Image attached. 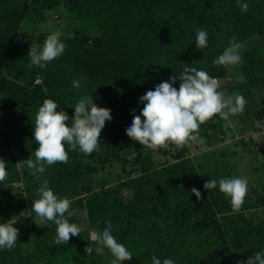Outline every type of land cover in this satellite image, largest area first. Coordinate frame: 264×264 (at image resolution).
<instances>
[{"label":"trees","instance_id":"trees-1","mask_svg":"<svg viewBox=\"0 0 264 264\" xmlns=\"http://www.w3.org/2000/svg\"><path fill=\"white\" fill-rule=\"evenodd\" d=\"M243 3L249 5L247 12L239 6ZM54 9H62L71 21L70 32H60L66 50L45 67L29 69L31 44L42 49L47 36L59 32L37 28ZM198 29L208 33L203 50L196 46ZM254 36L260 43L241 55L243 81L230 88L231 93L241 88L238 92L249 98L254 90L264 92V0H0V158L8 171L0 182V223L25 205L24 195L13 190L20 173L11 149L38 147L35 116L44 100L56 101L57 110L68 113L69 125L84 96L111 109L113 117L102 129L99 151L85 155L66 145L68 162L56 163V185L64 193L87 196L71 203L75 216L65 217L76 223V210L85 208L87 227L60 246L54 245V222L32 227L25 235L19 231L11 251L0 249V264H110L114 257L107 248L104 255L85 252L86 246H97L91 231L102 233L107 221L117 242L132 252L133 258L123 264H152L153 255L174 264H238L264 251V180L261 187L249 189L240 211L234 212L218 183L211 190L204 183L239 177L236 164L217 160L215 173L204 179L190 144L158 149L171 159L156 163L152 150L126 133L144 107L139 97L171 76L179 77L186 66L217 78L222 91L229 71L213 60L232 37L242 43ZM74 79L81 81L79 89L73 87ZM180 83L177 79L173 86L179 89ZM251 118L264 125V102ZM224 122L217 115L201 124L197 139L218 138ZM129 150L135 151L133 162ZM115 161L121 163L123 177L112 185L95 178L100 168ZM128 163L139 166L128 169ZM262 166L264 177V161ZM193 187L202 199L191 192ZM125 189L133 192L132 198H125Z\"/></svg>","mask_w":264,"mask_h":264},{"label":"clouds","instance_id":"clouds-1","mask_svg":"<svg viewBox=\"0 0 264 264\" xmlns=\"http://www.w3.org/2000/svg\"><path fill=\"white\" fill-rule=\"evenodd\" d=\"M239 6L244 12L249 9L247 3ZM61 35L60 32L48 35L42 49L40 45L31 44L28 52L31 60L29 69L33 66L45 67L65 52L67 45L61 41ZM229 43L230 46L213 60V64L227 67L243 62L239 50L244 45L237 43L235 37H232ZM196 46L201 50L208 46L206 30H197ZM177 79L181 81L179 89L173 86ZM80 85V80H73L74 88L79 89ZM219 87L218 80L206 71L186 66L179 77L173 75L168 81L159 83L155 90H148L139 97L144 107L140 115L134 114L131 125L126 129L127 135L132 141H137L153 151L167 148L170 143L177 148L189 145L197 140L201 124L217 115L228 119L230 115L244 112L247 103L245 97L238 91L226 97L223 92L218 91ZM74 108L71 125L66 123L70 119L68 113L63 109L58 111V103L53 99L44 100L38 109L34 124V137L38 144L34 151L35 160L32 157L25 160L27 167L34 173H44L46 165L67 163L69 154L66 145H69L71 150L79 148V151L85 155L100 150L99 139L102 129L106 121L113 118L111 109L96 105L93 97L90 96L82 97ZM7 176L6 161L0 158V182H4ZM217 183L219 190L230 198L233 211L239 212L248 195V180L233 176L220 178L217 182L216 179L211 178L204 183V189H215ZM191 192L197 199H202V193L196 187H193ZM37 194L39 198L33 202L32 211L39 217L38 225L48 226L47 222H54L57 225L54 245L68 244L72 236H80L84 230L83 226L70 223L65 217V213L69 217L75 216V212L70 210L72 202L68 198H58L49 187L47 180L41 183ZM15 224L16 222L11 219L0 223V249L11 251L15 247L19 238V229ZM111 229V221H107V227L103 232L92 236V240L97 242L95 249L86 246L85 252L88 256L93 251L98 255H104L107 248L114 257L110 264L130 261L133 258L132 252L124 244L117 242ZM152 264H174V261L165 258L161 262L153 255ZM238 264H264V251H256L246 261H238Z\"/></svg>","mask_w":264,"mask_h":264},{"label":"rangeland","instance_id":"rangeland-1","mask_svg":"<svg viewBox=\"0 0 264 264\" xmlns=\"http://www.w3.org/2000/svg\"><path fill=\"white\" fill-rule=\"evenodd\" d=\"M62 9H54L47 21L38 24V29L48 31L70 32L68 30L71 23L70 18L64 16ZM260 43V38L254 36L244 42L243 48H241L240 54L256 44ZM229 71L228 76L224 81V89L221 91L224 95L230 96V88L236 87L243 81V76L240 73L239 64L235 66H227ZM40 82V80H38ZM220 83V82H219ZM241 88H237L240 91ZM252 97H246L247 101L245 110L242 114L230 115L228 119H225L223 125V131L218 138H213L211 141L206 138H199L196 141L190 143V154L195 159L197 165H199V171L201 176L206 179L209 178L216 171V161L225 162L229 160L231 165L234 166L239 177H244L248 180L249 189L257 186H262L263 182V166L264 161V125L258 121H253L251 114L256 108L263 106L264 92L262 90L252 91ZM248 109V112H246ZM244 143L242 142V139ZM13 156L15 157V164L19 170L20 181L13 183V190L16 194L22 193L25 197V205L10 212V219L13 222L18 223V228L21 235H25L32 227L40 229L42 226L38 225L39 217L32 211L33 202L39 198L37 189L40 187V183L44 180L48 181L49 187L54 191V194L58 198H68L71 202H76L79 199H86V193L77 192L64 193V188L60 185H56L55 175L59 174L57 164L51 166L46 165L44 173L33 172V170L27 167L25 160L32 157L35 160L34 151L27 149L25 146H14L11 149ZM128 157L131 162L134 161L135 151H127ZM152 158L156 163L163 162L171 157L167 156L161 151L152 150ZM221 165H223L221 163ZM137 168L132 163H128L127 167ZM121 177L124 176L121 163L115 161L111 164H107L104 168L96 173L95 178L102 180L105 178L108 181V185H112ZM39 183V184H38ZM259 183V184H257ZM99 187V186H98ZM258 188V187H256ZM123 194L126 199H130L133 196V192L125 189ZM9 219V220H10ZM76 223L78 226L84 228L88 225V213L85 208L78 207L76 210ZM94 231H91L90 236L92 238Z\"/></svg>","mask_w":264,"mask_h":264},{"label":"built area","instance_id":"built-area-1","mask_svg":"<svg viewBox=\"0 0 264 264\" xmlns=\"http://www.w3.org/2000/svg\"><path fill=\"white\" fill-rule=\"evenodd\" d=\"M217 79V78H216ZM218 80V79H217ZM96 234V233H95Z\"/></svg>","mask_w":264,"mask_h":264}]
</instances>
